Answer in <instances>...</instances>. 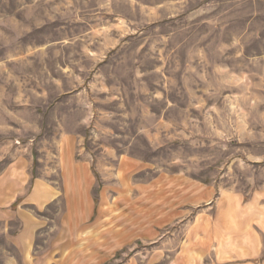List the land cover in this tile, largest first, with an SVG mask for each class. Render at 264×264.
<instances>
[{"label": "rangeland", "instance_id": "rangeland-1", "mask_svg": "<svg viewBox=\"0 0 264 264\" xmlns=\"http://www.w3.org/2000/svg\"><path fill=\"white\" fill-rule=\"evenodd\" d=\"M0 264H264V0H0Z\"/></svg>", "mask_w": 264, "mask_h": 264}, {"label": "crops", "instance_id": "crops-1", "mask_svg": "<svg viewBox=\"0 0 264 264\" xmlns=\"http://www.w3.org/2000/svg\"><path fill=\"white\" fill-rule=\"evenodd\" d=\"M37 186L39 187V189H41L43 192H44V194L47 196V197H52V193L54 194L55 193V189H53L49 184H47V183H45V182H41V181H39L38 183H37ZM50 200H52V199H50ZM32 221V220H31ZM30 222V221H29ZM27 224H28V221L27 222H25L24 223V229L25 230H28L29 231V234L30 235H33V231H36V230H38L39 229V223H37V222H35V221H32V223L31 224H29L28 226H27ZM35 226H34V225ZM24 229H23V231H24Z\"/></svg>", "mask_w": 264, "mask_h": 264}]
</instances>
